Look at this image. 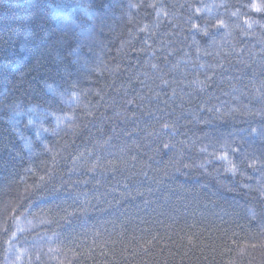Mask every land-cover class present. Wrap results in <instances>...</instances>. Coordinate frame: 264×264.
Wrapping results in <instances>:
<instances>
[{"label":"trees","instance_id":"1","mask_svg":"<svg viewBox=\"0 0 264 264\" xmlns=\"http://www.w3.org/2000/svg\"><path fill=\"white\" fill-rule=\"evenodd\" d=\"M252 2L0 0V264H264Z\"/></svg>","mask_w":264,"mask_h":264},{"label":"snow or ice","instance_id":"2","mask_svg":"<svg viewBox=\"0 0 264 264\" xmlns=\"http://www.w3.org/2000/svg\"><path fill=\"white\" fill-rule=\"evenodd\" d=\"M248 7L257 13L264 12V0H260V2L253 0V2L248 5ZM197 11H199V9H197ZM219 25L224 26V22L220 21Z\"/></svg>","mask_w":264,"mask_h":264},{"label":"clouds","instance_id":"3","mask_svg":"<svg viewBox=\"0 0 264 264\" xmlns=\"http://www.w3.org/2000/svg\"><path fill=\"white\" fill-rule=\"evenodd\" d=\"M54 83H56V82H54Z\"/></svg>","mask_w":264,"mask_h":264}]
</instances>
